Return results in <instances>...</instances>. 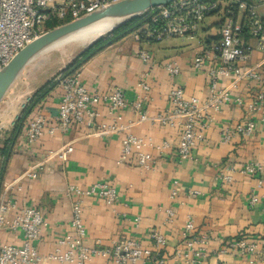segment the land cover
Here are the masks:
<instances>
[{
	"label": "built area",
	"instance_id": "obj_1",
	"mask_svg": "<svg viewBox=\"0 0 264 264\" xmlns=\"http://www.w3.org/2000/svg\"><path fill=\"white\" fill-rule=\"evenodd\" d=\"M120 0H0V69L6 65L26 44L45 32L47 21L75 20L110 3ZM223 14L218 33L202 40L200 49L192 60L195 71H204L208 78V96L202 100L196 96L188 97L183 86L174 85L169 89L168 99L171 108L154 116L148 115L144 102L149 98L150 77L156 63L151 50L138 49V58L146 65L138 79L139 92L136 99L130 100L122 87L108 93L89 90L80 78V72L58 78L62 94L58 110L49 117L44 111L36 113L26 126V142L31 145L44 134L66 133L77 124L87 127L97 125L99 115L97 106L106 104L110 114L119 110L135 108L139 110V122L150 120L162 126L178 128L180 139L177 144L178 160L194 158V149L204 140V131L214 120L215 113L223 106L234 102L242 106L246 117L233 126L220 129L223 142H230L236 135L252 136L257 130V117L264 124V56L256 61V52H264V0H173L168 4L148 9L138 16L137 26L130 34L137 43L160 42L175 38H194L201 30L205 19ZM161 66L171 78L181 73L177 60H166ZM246 90V94H242ZM248 96V98L246 97ZM32 99L30 95L21 102L20 111ZM19 113L14 117V126ZM103 134L126 131L122 139V155L135 157L139 167L149 170L155 157L152 148L160 153L172 148V143L164 140L154 145L150 139L142 138L128 130L131 125L99 123ZM71 142L51 149L46 156L27 167L13 179L4 180L0 191V231L22 233L21 244L0 241V264H41L44 260L62 263L87 264L94 256H103L111 264H199L212 250L209 243L211 233H197L193 218H188L181 230V242L172 253L161 251L167 246V236L160 230L149 232L151 245L145 246L133 237L121 238L111 246L101 242L93 246L84 243L87 230L83 220V198L97 197L108 206L116 204L119 192L109 182L96 181L83 188L69 184L67 191L74 194L71 206V226L73 233L60 237L56 246L47 254H42L37 246L42 229L46 226L44 214L34 206H18L13 192L23 189V181L37 178L39 170L52 159L66 163L73 153ZM5 157L0 156V163ZM0 165V171H1ZM218 179L232 183L234 174L253 176L262 173L259 162L246 163L241 167L226 164L221 167ZM259 180L258 186L262 185ZM175 184L176 181H175ZM178 193L174 186L171 197ZM197 195L198 192H192ZM250 206H260L264 214V193L253 190L249 197ZM174 210L167 209L168 222L174 218ZM140 222V217L135 219ZM220 254L244 256L250 264H258V256L264 254V240L246 236L233 237L221 243Z\"/></svg>",
	"mask_w": 264,
	"mask_h": 264
},
{
	"label": "crops",
	"instance_id": "obj_2",
	"mask_svg": "<svg viewBox=\"0 0 264 264\" xmlns=\"http://www.w3.org/2000/svg\"><path fill=\"white\" fill-rule=\"evenodd\" d=\"M111 38L115 39L86 60L78 71L89 90L108 93L116 87H122L127 98L136 99L139 92L138 79L146 68L138 58V49H148V45V50L154 53L156 59L149 79V98L144 102L148 115L154 116L171 108L168 92L174 85L183 86L188 97L196 96L202 100L207 98V74L192 68V60L200 46L181 59V73L171 78L161 66L167 60L166 57H158L157 51L160 49H151L157 42L137 43L130 33ZM261 56H264V52H256L252 61ZM17 81L0 104L2 141L12 135L11 122L20 113L16 99L11 98ZM262 83L264 84V79ZM244 93L246 94V90H243L242 94ZM61 94V88L57 86L32 108L15 137L4 175V180L13 179L44 158L49 150L68 142L74 146L66 163H61L58 159L48 161L39 170L37 178L25 179L23 189L12 194L18 206H34L42 210L47 223L37 241L42 254L52 251L60 237L73 233L71 206L75 196L68 193V185L85 188L96 181H106L118 189L119 197L113 206H108L103 199L97 197L83 198L86 245L93 246L101 242L104 246H111L121 238L133 237L145 246H150L152 242L148 234L157 229L168 239L167 246L161 253H172L181 242L180 233L185 221L193 218L196 232H209L212 237L209 243L212 253L199 264H250L247 257L220 254L218 249L223 241L236 236L264 240V214L260 206L252 207L249 204L253 190H257L259 194L264 193V124L260 121V116L257 117V130L252 136L236 135L232 141L223 142L219 132L221 127L233 126L246 117L242 106L234 102L225 104L221 112L215 113L214 120L204 131V140L195 147L194 158L187 160H178L177 157L180 139L178 128L162 126L150 120L139 122V110L131 107L110 114L107 105L103 103L97 106V125L90 128L77 124L66 133H46L34 144H27V122L40 111H44L49 117L54 116ZM114 122L131 125L128 129L130 132L145 139L151 138L156 146L168 140L172 143V148L163 153L152 148L155 162L151 169H143L138 166L134 156L122 155V139L126 131L101 133L99 123ZM250 162L261 163L262 173L253 176L235 173V180L229 184L217 177L221 167L226 164L241 167ZM259 180L263 181L260 187ZM174 186L178 193L172 198ZM194 191L198 192L197 195L192 193ZM169 208L175 213L170 222L167 221ZM137 217H140L139 223L135 221ZM0 241L21 244L22 233L0 231ZM258 258V264H264V254H260ZM41 264L72 263L44 260ZM87 264L111 262L106 257L94 256Z\"/></svg>",
	"mask_w": 264,
	"mask_h": 264
},
{
	"label": "water",
	"instance_id": "obj_3",
	"mask_svg": "<svg viewBox=\"0 0 264 264\" xmlns=\"http://www.w3.org/2000/svg\"><path fill=\"white\" fill-rule=\"evenodd\" d=\"M171 1L173 0H120L78 19L46 30L26 44L0 69V104L27 66L43 53L63 45V43H66L84 31L99 26L109 27V30L106 32L109 35L117 27L137 18L148 9L168 4ZM103 37L105 36L102 35L94 41L96 42Z\"/></svg>",
	"mask_w": 264,
	"mask_h": 264
},
{
	"label": "rangeland",
	"instance_id": "obj_4",
	"mask_svg": "<svg viewBox=\"0 0 264 264\" xmlns=\"http://www.w3.org/2000/svg\"><path fill=\"white\" fill-rule=\"evenodd\" d=\"M222 20V13L210 16L205 19L196 37L160 41L153 44L151 49L155 51L160 49L157 51L159 53L158 57L163 56L167 60H177L179 63L181 59L196 50L204 38L216 34L219 31V25ZM103 36H107V34ZM93 42L82 46L63 44L64 46L60 45L40 55L27 66L21 77L17 79L18 81L15 89H13L11 98L16 99L20 108L21 102L25 101L30 95H33L43 83L52 79L58 82V78L63 76L65 67ZM146 47L150 49V46L147 45Z\"/></svg>",
	"mask_w": 264,
	"mask_h": 264
},
{
	"label": "trees",
	"instance_id": "obj_5",
	"mask_svg": "<svg viewBox=\"0 0 264 264\" xmlns=\"http://www.w3.org/2000/svg\"><path fill=\"white\" fill-rule=\"evenodd\" d=\"M140 18H134L125 24L117 27L115 30L111 32V34L100 38L93 44H91L88 48H86L84 51H82L72 62H70L63 71V76L71 75L76 72H78L81 68V66L84 64L86 60H88L91 56H93L96 52L101 50L106 44H108L109 41H112L115 38L110 37H123L128 35L135 27L137 26V23ZM69 19L63 20V21H47L44 25L45 30H49L53 27H56L60 24L68 22ZM58 86V82L55 79L48 80L45 84H43L33 95L32 99L29 102V104L20 111L19 117L16 120L15 125L12 128V135L6 138L4 141L0 139V156H4V162L1 165V171H0V191H1V185L4 181V175L7 167L8 160L11 156V153L13 151V144L15 137L17 136L18 132L20 131L23 122L26 120L27 116L31 113L32 108L35 107L37 103H39L42 98L47 95L53 88ZM241 237V236H236Z\"/></svg>",
	"mask_w": 264,
	"mask_h": 264
},
{
	"label": "bare ground",
	"instance_id": "obj_6",
	"mask_svg": "<svg viewBox=\"0 0 264 264\" xmlns=\"http://www.w3.org/2000/svg\"><path fill=\"white\" fill-rule=\"evenodd\" d=\"M108 30H109V27L99 26L94 29L84 31L63 44H73L76 46L87 45L93 42L94 40H96L97 38H99L100 36L106 34Z\"/></svg>",
	"mask_w": 264,
	"mask_h": 264
}]
</instances>
